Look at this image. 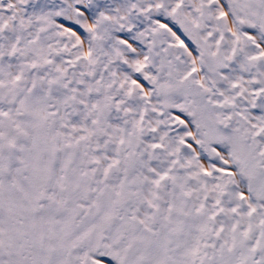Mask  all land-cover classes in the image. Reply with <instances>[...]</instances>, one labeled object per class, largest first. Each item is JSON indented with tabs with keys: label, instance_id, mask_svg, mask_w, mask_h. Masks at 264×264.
<instances>
[{
	"label": "snow or ice",
	"instance_id": "obj_1",
	"mask_svg": "<svg viewBox=\"0 0 264 264\" xmlns=\"http://www.w3.org/2000/svg\"><path fill=\"white\" fill-rule=\"evenodd\" d=\"M0 264H264V0H0Z\"/></svg>",
	"mask_w": 264,
	"mask_h": 264
}]
</instances>
